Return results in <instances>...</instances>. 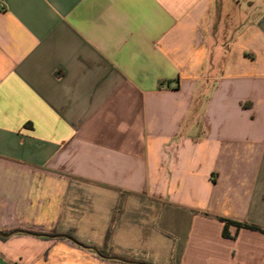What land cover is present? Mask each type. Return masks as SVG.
Listing matches in <instances>:
<instances>
[{
    "label": "crops",
    "instance_id": "0c3cea01",
    "mask_svg": "<svg viewBox=\"0 0 264 264\" xmlns=\"http://www.w3.org/2000/svg\"><path fill=\"white\" fill-rule=\"evenodd\" d=\"M0 231V264H264V0H0Z\"/></svg>",
    "mask_w": 264,
    "mask_h": 264
},
{
    "label": "trees",
    "instance_id": "16d2710c",
    "mask_svg": "<svg viewBox=\"0 0 264 264\" xmlns=\"http://www.w3.org/2000/svg\"><path fill=\"white\" fill-rule=\"evenodd\" d=\"M229 224V222H224V233H225V230H226V226ZM2 233H5V234H9L7 232H2ZM16 233H20V234H31V235H34V236H37V237H41V238H48V239H56V238H67V239H70L72 241H74V239L72 238V236L70 234H66V235H57V234H37V233H33L31 231H26V230H17ZM0 239H5L3 237H0ZM101 257H104V258H110V259H116V260H120V261H124L122 259H119V258H116V257H112L110 256L109 254H107L105 251H96Z\"/></svg>",
    "mask_w": 264,
    "mask_h": 264
},
{
    "label": "water",
    "instance_id": "95a60500",
    "mask_svg": "<svg viewBox=\"0 0 264 264\" xmlns=\"http://www.w3.org/2000/svg\"><path fill=\"white\" fill-rule=\"evenodd\" d=\"M10 235H12V234H5V233H2L1 231H0V237H3V238H7V237H9Z\"/></svg>",
    "mask_w": 264,
    "mask_h": 264
}]
</instances>
